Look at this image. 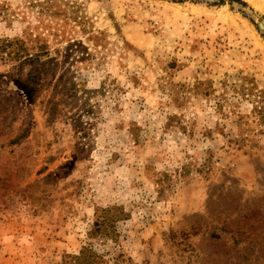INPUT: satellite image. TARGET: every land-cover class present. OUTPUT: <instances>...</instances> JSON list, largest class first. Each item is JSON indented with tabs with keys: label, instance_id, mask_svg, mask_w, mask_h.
I'll use <instances>...</instances> for the list:
<instances>
[{
	"label": "rangeland",
	"instance_id": "1",
	"mask_svg": "<svg viewBox=\"0 0 264 264\" xmlns=\"http://www.w3.org/2000/svg\"><path fill=\"white\" fill-rule=\"evenodd\" d=\"M245 86L264 0H0V264H264Z\"/></svg>",
	"mask_w": 264,
	"mask_h": 264
},
{
	"label": "trees",
	"instance_id": "2",
	"mask_svg": "<svg viewBox=\"0 0 264 264\" xmlns=\"http://www.w3.org/2000/svg\"><path fill=\"white\" fill-rule=\"evenodd\" d=\"M240 93L242 96L251 97V102L253 105L251 115L255 118L256 125H258L259 127H264V86L262 88H250L248 86H245L240 91ZM112 209H103L99 216H97V220L94 224L95 231L92 232V235L102 233L106 236H111L110 234H112L114 231L112 229L114 228L115 223L113 217L109 215ZM109 230H112L111 233ZM88 251V249H83V251L80 252L81 256L73 257L65 264H94L93 261H89L86 259L80 260V257H82V255H86ZM94 256L95 258L97 257L96 254Z\"/></svg>",
	"mask_w": 264,
	"mask_h": 264
}]
</instances>
